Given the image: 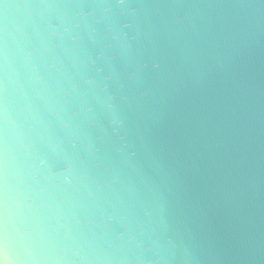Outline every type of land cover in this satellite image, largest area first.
I'll use <instances>...</instances> for the list:
<instances>
[{
    "label": "water",
    "instance_id": "1",
    "mask_svg": "<svg viewBox=\"0 0 264 264\" xmlns=\"http://www.w3.org/2000/svg\"><path fill=\"white\" fill-rule=\"evenodd\" d=\"M3 264H264V0H0Z\"/></svg>",
    "mask_w": 264,
    "mask_h": 264
},
{
    "label": "snow or ice",
    "instance_id": "2",
    "mask_svg": "<svg viewBox=\"0 0 264 264\" xmlns=\"http://www.w3.org/2000/svg\"><path fill=\"white\" fill-rule=\"evenodd\" d=\"M0 264H3V261H0Z\"/></svg>",
    "mask_w": 264,
    "mask_h": 264
}]
</instances>
